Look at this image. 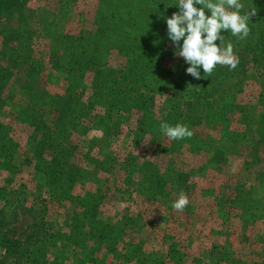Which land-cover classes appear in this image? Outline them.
<instances>
[{"label":"rangeland","instance_id":"rangeland-1","mask_svg":"<svg viewBox=\"0 0 264 264\" xmlns=\"http://www.w3.org/2000/svg\"><path fill=\"white\" fill-rule=\"evenodd\" d=\"M117 1L24 0L22 19L0 20L26 35L10 44L0 33V264H264V0H242V14L257 9L247 39L222 33L234 70L186 74L165 20L178 0H123L102 34L115 49L64 80L69 39L116 21ZM162 122L193 135L169 139ZM53 158L68 163L50 169ZM181 191L189 204L177 212ZM88 196L114 229L101 247L77 231Z\"/></svg>","mask_w":264,"mask_h":264},{"label":"clouds","instance_id":"clouds-1","mask_svg":"<svg viewBox=\"0 0 264 264\" xmlns=\"http://www.w3.org/2000/svg\"><path fill=\"white\" fill-rule=\"evenodd\" d=\"M175 7L178 11L165 19L167 37L176 50L174 54L189 65L186 74L201 79V67L204 75L211 76L217 65L234 70L239 58L234 52V44L231 41L225 43L222 33L226 30L239 40L247 39L251 33L248 22L257 14V9L242 14L245 7L242 0H178ZM160 130L172 140L193 135L182 123L173 126L162 122ZM188 204L187 194L181 191L172 207L182 212Z\"/></svg>","mask_w":264,"mask_h":264},{"label":"trees","instance_id":"trees-1","mask_svg":"<svg viewBox=\"0 0 264 264\" xmlns=\"http://www.w3.org/2000/svg\"><path fill=\"white\" fill-rule=\"evenodd\" d=\"M133 0H128V2H132ZM124 1L119 0L117 1V6L113 7V14L111 16H116L117 20H110L111 24H108L107 22H105L106 24L104 26V28H99L97 35H95L93 37V39H84V38H80L77 40H73L71 42V44H75L76 47L78 49H75V51L73 53H70L67 50H63V52H61L63 55L62 58H67V63L69 62L70 65L68 64H63V66H61V71L62 74L65 75L66 78L65 79H78L81 80V78L83 77V74H81L82 70L80 68V62H83V65H85L86 63H94V61H98L104 54V51L107 49H109L110 47L115 49L113 46L114 42H106V37L103 38L102 34L106 33L109 29H114L117 27L118 23L120 22L119 17H120V11L119 10V6L120 4L123 5ZM26 9V3L24 2V0H0V20L3 21H10L11 19H13L14 17H18L21 18L24 17L23 16V12H28L25 10ZM148 18V15H146V19ZM102 21H106L105 17H102ZM119 21V22H118ZM149 26H151V19L150 17L147 19L146 22ZM144 22H142L140 24V26H135L134 29L139 31L140 35L145 33V28H144ZM120 30L119 32L121 33L122 30L123 32L124 29H126L127 31H131L132 29L128 27V25L126 26V22L122 23L120 25ZM3 31H5L3 34V40L5 42H18L19 44H21L23 42V39L26 37V35L24 33H20L17 30H12L11 28L6 29L4 27H2V30H0V33L2 34ZM9 31V33H8ZM127 32L123 33L126 34ZM129 34V33H128ZM99 36V37H98ZM143 36V35H142ZM104 41L105 43H107L105 46L104 43L102 42ZM149 40H143L144 44L143 47L146 48L147 43ZM70 49V45L68 47ZM261 49L264 50V42L261 43ZM60 55V56H61ZM264 55V53H263ZM30 59H29V55H26V60H24V64H26L27 66H30ZM88 65V64H87ZM146 69L148 67V69H152V66H150L149 64H142ZM147 65V66H146ZM69 67V68H68ZM60 72V71H59ZM29 74V72H28ZM70 99L66 98V101H68ZM65 101V99H64ZM63 116H65V112L61 111ZM73 114L69 112V120L71 118V122L74 121V119H72ZM76 128V127H75ZM71 129V128H70ZM73 129V128H72ZM62 133H64L62 131ZM1 136H5V131L2 127H0V137ZM60 145V144H59ZM0 146H2V144L0 143ZM61 146V145H60ZM62 153H58V156L55 155V157H61ZM64 163H68L67 161L64 162V159H59L57 160L56 158H53V161L51 162L50 169H54L53 166H57V165H63ZM2 166L1 162H0V167ZM56 168V167H55ZM60 174V173H59ZM49 180L47 179V183L49 186V189L52 187V185L55 183L53 179V175H50V173L48 172V176ZM53 181V182H52ZM71 185H66V188L70 187ZM50 196L53 197V193H50ZM68 199H70V197H68ZM78 203H79V207L82 209V213L79 215V222H80V226L78 227L77 231H81L86 227L88 229H90L91 235L94 239L95 242H97L98 246L101 247L103 245H105L106 243L110 242V235L112 234V231H114L113 228H111L110 226H108V223L100 218H97L95 215V209L97 207L98 204V200L96 197H85V198H79L78 199ZM3 213L0 211V224L1 221H3L4 217ZM82 228V229H81ZM83 233V232H82ZM84 234V233H83ZM71 235L69 237V240L71 241L72 239ZM6 240H1V243H3V246L5 247V242ZM10 243V242H9ZM75 243V242H74ZM70 246H78L77 244H73L72 242L70 244H68ZM81 247H83L81 245ZM81 250H83V254L82 257L83 259L86 256V252H84V248H82Z\"/></svg>","mask_w":264,"mask_h":264},{"label":"crops","instance_id":"crops-1","mask_svg":"<svg viewBox=\"0 0 264 264\" xmlns=\"http://www.w3.org/2000/svg\"><path fill=\"white\" fill-rule=\"evenodd\" d=\"M65 264H66V262H65ZM72 264V263H71Z\"/></svg>","mask_w":264,"mask_h":264}]
</instances>
